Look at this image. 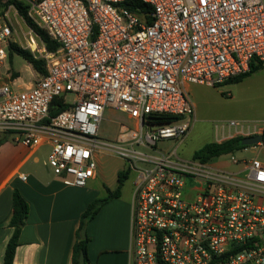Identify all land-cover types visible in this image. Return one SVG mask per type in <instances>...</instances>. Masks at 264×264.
Instances as JSON below:
<instances>
[{
  "label": "built area",
  "instance_id": "obj_1",
  "mask_svg": "<svg viewBox=\"0 0 264 264\" xmlns=\"http://www.w3.org/2000/svg\"><path fill=\"white\" fill-rule=\"evenodd\" d=\"M23 1L59 48L49 51L27 25L21 44L0 18V135L48 145L46 169L69 186L86 187L103 154L123 160L134 175L133 264H264V162L233 159L238 169L227 171L178 154L194 113L187 87L264 66V0ZM13 43L45 62L24 88L3 73ZM60 98L68 109L51 115ZM107 109L129 123L104 140ZM151 115L176 119L159 125ZM225 127L217 142L263 137L264 115ZM163 141L175 147L159 148Z\"/></svg>",
  "mask_w": 264,
  "mask_h": 264
},
{
  "label": "crops",
  "instance_id": "obj_2",
  "mask_svg": "<svg viewBox=\"0 0 264 264\" xmlns=\"http://www.w3.org/2000/svg\"><path fill=\"white\" fill-rule=\"evenodd\" d=\"M16 145L8 142L0 145V264L14 231L10 221L16 190L28 203L29 210L20 231L14 264H75L73 248L78 240L81 216L92 202L108 196L107 188L116 189L117 177L110 183L96 184L99 177L106 178L98 165L96 177L86 187L65 185L48 172L45 159L34 157L38 149ZM33 157V164L42 162L43 168L21 172ZM121 170H116L117 175ZM23 174L27 180L20 178ZM133 194L134 180L133 184H124L120 196L105 203L82 229L90 239L87 264H133Z\"/></svg>",
  "mask_w": 264,
  "mask_h": 264
},
{
  "label": "rangeland",
  "instance_id": "obj_3",
  "mask_svg": "<svg viewBox=\"0 0 264 264\" xmlns=\"http://www.w3.org/2000/svg\"><path fill=\"white\" fill-rule=\"evenodd\" d=\"M6 0H2L4 4ZM3 7V6H2ZM0 17L6 24H12L17 28L18 37L24 43L20 29L27 32L24 20L17 13L13 6L3 10ZM19 44L20 46H22ZM8 70V81L15 80L16 87H26L30 83L36 82L40 77L31 65L18 54H13L5 62L3 73ZM17 74V75H16ZM188 94L194 104V113L187 118L191 122V129L183 143L178 148V154L186 160L193 159L194 153L200 150L206 143L221 140V132L230 121H237L245 125H256L264 115V66L260 67L251 76L240 82H226L217 86L204 84H191ZM74 97L67 96V100L72 102ZM120 123H129L126 114L116 110L107 109L100 127V135L104 140L115 137ZM227 127L224 128L226 130ZM7 138L6 142L17 146L12 135H0V138ZM5 142V143H6ZM20 144V143H18ZM176 141H163L158 144L159 148H173ZM21 145V144H20ZM3 150V149H1ZM49 147H40L34 157L40 161L47 160ZM34 157L22 168L21 172L27 173L31 169L43 168L42 162L39 165L33 164ZM257 157L264 162V145H256L255 148L249 146L247 149L237 151L231 155H225L214 160L212 164L216 168L235 171L238 169L233 164V159H253ZM125 163L120 158L103 154L99 157V167L105 172V180L101 177L96 184L116 180V170L123 169ZM37 167V168H36ZM12 171V170H11ZM134 175L129 174L124 184H133Z\"/></svg>",
  "mask_w": 264,
  "mask_h": 264
},
{
  "label": "trees",
  "instance_id": "obj_4",
  "mask_svg": "<svg viewBox=\"0 0 264 264\" xmlns=\"http://www.w3.org/2000/svg\"><path fill=\"white\" fill-rule=\"evenodd\" d=\"M9 6H13L17 10L18 14L24 20L25 24L31 29H33L36 34L39 35L42 42L45 44L46 48L49 51H56L59 48V44L55 42L54 40H52L50 36L47 34V32L41 29L40 27H38L37 24L28 16V13H27L28 6L25 1L6 0L4 4H2V0H0V17L3 15V12H4L3 10L7 9ZM9 51H10L9 52L10 59L12 58L13 54L16 53L19 56H21L23 59H25L31 65V67L40 75H44L46 73V69L44 67L45 66L44 60L35 59L30 51L23 49L21 46H19L16 43L11 44ZM260 67H263V66L253 64L250 72L240 77H237L235 79L229 80L227 82H240L243 79L251 76ZM68 107H69L68 105L63 104V99L61 98L57 99V101H55L51 109V115H56L59 112L68 109ZM150 119L153 120L154 124L163 125V124L172 122L173 120L176 119V117L164 116V115H161V116L151 115ZM6 140L7 138L5 137L0 138V145L4 144ZM242 140H243V137L237 136V137H233L231 139H227L221 142L212 141V142L206 143L200 150L194 153L193 159L199 160L201 162H209L221 156L231 155L237 151H240V150H243L249 147V146L244 145L242 143ZM262 144L264 145V135H263ZM128 176H129L128 171H124V170L119 171L117 175L116 189L111 191L109 188H107L108 196L106 198L95 200L87 207V209L81 216L80 231L84 229L85 225L89 221L95 218L100 208L105 203H107L109 200L115 197L120 196L121 189L124 185L125 180L128 178ZM28 210H29L28 203L22 197V195L16 190L14 192V197H13V215L10 221V226L14 228V231H13V234L10 240L7 243L3 264H14L16 250L19 246L20 231L28 216ZM80 231L78 232V240L75 243L74 248H73V261L75 264H87L88 244H89L90 239L88 238V236H86L85 238H81ZM81 253L84 254L83 263H80Z\"/></svg>",
  "mask_w": 264,
  "mask_h": 264
},
{
  "label": "water",
  "instance_id": "obj_5",
  "mask_svg": "<svg viewBox=\"0 0 264 264\" xmlns=\"http://www.w3.org/2000/svg\"><path fill=\"white\" fill-rule=\"evenodd\" d=\"M263 142V137L260 136V135H256V136H250V137H245L243 138L242 140V143L246 146H255V145H259V144H262ZM85 230H82L81 231V236L82 238L85 237ZM84 262V254L81 253V256H80V263H83Z\"/></svg>",
  "mask_w": 264,
  "mask_h": 264
}]
</instances>
